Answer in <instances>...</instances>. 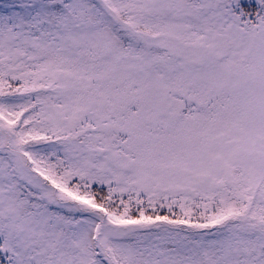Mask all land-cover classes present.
I'll use <instances>...</instances> for the list:
<instances>
[{
  "label": "snow or ice",
  "instance_id": "obj_1",
  "mask_svg": "<svg viewBox=\"0 0 264 264\" xmlns=\"http://www.w3.org/2000/svg\"><path fill=\"white\" fill-rule=\"evenodd\" d=\"M0 264H264V0H0Z\"/></svg>",
  "mask_w": 264,
  "mask_h": 264
}]
</instances>
